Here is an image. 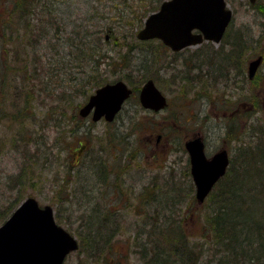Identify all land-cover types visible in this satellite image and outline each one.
<instances>
[{"label": "rangeland", "instance_id": "rangeland-1", "mask_svg": "<svg viewBox=\"0 0 264 264\" xmlns=\"http://www.w3.org/2000/svg\"><path fill=\"white\" fill-rule=\"evenodd\" d=\"M18 1L0 0V171L7 177V180L4 177L0 179V224L13 213L20 201L28 196H34L41 205H51L56 221L80 241L79 236L88 232L87 225L90 222V219H87L88 214H94L91 221L96 224L99 217H105L100 213L101 210L105 214L108 210L115 212L116 216L103 228L106 231V244L101 248L87 244L89 253L83 251L84 249L72 252L64 264H144L143 259L149 258L145 256L146 250L140 252V247L144 242L145 245L151 243V239L147 234L142 233L143 229L152 230V224L157 223L166 212L163 209L165 205L172 207V202L176 201L175 207L180 206L178 202L181 198L177 196L179 193L169 199L164 196L163 199L161 196L158 199L157 195L160 194L158 191H161L160 195H172V191H166L165 182L173 181L178 186H182V192L188 195L193 187L192 194L195 195L193 180H190L185 173L188 154L178 146L185 140L183 137L202 135L206 149L209 151H207L208 155L226 148L232 165L238 148L244 141H251L254 127L257 130L260 124L264 123V61L258 72L254 74V78L248 76L249 61L264 52V0H256L255 4L247 0H227L228 6L234 11L231 34L222 40L224 46L212 42L208 46L203 45V48L209 50L211 48L207 47L220 49L221 55H227L226 59H219L221 55L213 58L210 52L207 54L201 52L202 56L198 58V50L202 49L200 45L176 52L157 41L139 43L138 50H133L124 57L120 53L117 54V47L120 46L118 39H111L107 34L111 40L107 46L112 48L113 53L110 54V58L101 59V65L95 71L94 79L105 82L121 79L130 86L131 84L142 86L149 77H153L168 96L170 104L166 109L154 112L142 107L135 97H132L125 103L119 117L111 123L104 120L93 122L91 119H82L81 131L91 125L89 136L81 133L78 135L82 144L87 141L91 145L90 149H93L90 154L93 158L87 154L86 162H91L92 165L93 160H97L98 156L104 157L106 163L111 166L105 173H100L97 168H93V165L67 171L66 161L71 153L69 148L76 147L77 143L71 138V142L66 145L59 138L57 139L61 133L68 136L70 128L76 127L71 114H79L82 104L84 105L95 89L93 84H87L86 89L80 84V87L85 89L80 95H76V88L81 82L79 80L73 86L75 89L68 90L70 95L68 105L65 101H60L63 102V112L68 114V117L49 111L54 100L61 98V88H58L55 96L49 98L46 103L42 98L32 102L33 108L30 113L35 114L37 121L36 124L28 125V134L21 135L17 128L23 129V126L20 123L18 126L14 125L17 121L7 115L11 104L12 112L18 109V105H27L29 108V104L24 103L25 95L19 101L17 98L14 100L15 96H18L17 89L12 90L10 82L15 84L13 76L17 66H25L26 43L29 39L31 41V37L32 42L37 41L38 37L36 33L38 28L32 25L28 29L30 35L27 37L18 38L15 34L13 29L17 26V22L29 20L26 12L20 15L15 11ZM56 3L64 10L62 15L67 23L78 20L80 23L89 24L91 30L102 24L105 25L104 20L101 21L98 17L89 14L90 11L95 10L91 0L90 3L87 0H65V3L58 0ZM135 3L139 8L140 4L137 0ZM11 24L13 26L9 27ZM55 26L57 29L60 26L63 29L65 23L63 25L60 22L55 23ZM73 28L71 22L68 32ZM54 33L53 30L52 35ZM237 33L241 36H237ZM56 40H59L57 36ZM239 46H241L240 52L237 50ZM232 48L236 49V52L233 51L231 55L228 52H231ZM47 50L36 48L37 54ZM148 50L155 53L153 57L146 54ZM48 51L52 53L54 50ZM196 59L202 62L201 69L194 68L195 63L198 64ZM6 70L10 73L5 76ZM70 75L81 80L84 78L78 68H72ZM19 79L21 81L20 75ZM237 108L239 112L235 114ZM252 122L254 127L251 130ZM159 134L162 137L156 146L155 141ZM117 136L122 139L123 146L116 154L117 149L108 141L116 140ZM29 140H37L38 143L36 141L28 145L26 143ZM61 142L65 145V149L59 150L58 146ZM165 144L169 145L168 149L164 147ZM100 147L103 149L102 156L99 154ZM129 154L136 155L132 164L134 167H116L118 163L123 165L122 157L119 156L118 162L116 155L129 158L127 156ZM31 163L33 165H29ZM122 172L127 185H133L132 190L134 189L138 194L147 190V185L152 181L149 188L157 196L152 199L153 202L144 204L146 199L142 196L138 198V194L131 197L132 200L120 199L117 191L108 187L103 189L105 193L103 194L98 183L94 184L99 180L112 183L111 179H118L117 173ZM180 191L181 189L178 192ZM101 195L104 197L99 198L98 196ZM182 201H185L182 210L172 212V208L169 209L168 213L172 214L170 220L185 217L186 230L194 231L196 235L201 236L205 232L201 220L205 205L190 208L189 197ZM15 203L18 204L8 213V209ZM112 227L117 230L112 232L110 230ZM153 234L156 236L154 232ZM152 238L155 239L153 236ZM197 239L201 241L199 237ZM150 256H153L151 251Z\"/></svg>", "mask_w": 264, "mask_h": 264}, {"label": "trees", "instance_id": "trees-1", "mask_svg": "<svg viewBox=\"0 0 264 264\" xmlns=\"http://www.w3.org/2000/svg\"><path fill=\"white\" fill-rule=\"evenodd\" d=\"M56 1L58 0H19L15 5L16 12H19L20 15L26 12V16L29 18L27 22H17V26L13 29L16 32L15 34L18 35L17 37L21 38L30 35L28 29L31 25L38 28V31H36L38 35L37 41L32 42L33 39L31 37V41L29 39V42L26 43L25 66H17L13 76L15 84L10 82L11 89H17L18 96H15L14 100L17 98V101H19L25 95L24 103L27 102L29 104V108L27 105H18L16 112H12L11 104L7 111V115L17 121L14 125L18 126V123H20L23 126V129L17 128L21 135L28 134V125L36 124L35 114L30 113L33 108L32 102L42 98L46 103L49 98L55 96L56 90L61 88V98L54 100L49 111L50 113L57 112L62 117H68V114L63 112V102L60 101H65V104H67L70 99L68 90L71 91L74 88L73 86L77 80L81 82L76 88V95L84 93L87 84H93L96 89L107 82L94 79L95 71L101 65V59L110 58V54L113 53L112 48L107 46L111 41L110 38L106 39V37H109L107 34L111 36V39H118L120 46L117 47V54L120 53L124 57L132 53L133 50H138L139 43L153 41H140L136 35L143 26L146 17L157 10L164 0H150L149 2L137 0L140 4L139 8L136 7V0H91V5L95 7V10L90 11L89 14H92L93 17H98L101 21L104 20L105 23V25L102 24L94 30L90 29L89 24L80 23L78 20H71L67 23L62 15L64 10ZM61 1L65 3V0ZM87 2L90 3V0H87ZM17 6L19 8H16ZM59 22L62 25L65 23L63 29H61V26L59 29L55 26V23ZM71 22L74 28L68 32ZM13 24L9 25V27L13 26ZM231 27L225 33L224 39L231 34ZM53 30L55 33L52 35ZM56 36L57 39L59 38L58 41ZM237 36L241 35L237 33ZM222 42L220 45L224 46ZM40 44L44 45L41 46ZM203 47L201 46L200 48L202 49L198 50V58L202 56L201 52L206 54L210 52L213 58L221 55L220 49L207 47L211 48L209 50ZM36 48L54 51L49 53L47 50L37 54ZM162 50L165 49L162 48ZM235 50L232 48L231 52L228 53L232 55ZM237 50L240 52L241 46L237 47ZM146 54L153 57L152 55L155 53L148 50ZM221 56L219 59L227 58V55L222 54ZM163 60L164 58H162ZM196 61L198 64L195 63L194 68L200 67L201 69L202 62L197 59ZM212 63L214 62L212 61ZM72 68H78L80 75L83 74L84 78L81 80L77 77H71ZM165 69L167 70V67ZM8 73L10 72L6 70L4 75L6 76ZM19 75L21 76V81ZM181 79L183 80L184 78ZM80 84L85 89H82ZM131 85L134 89L133 96L138 102L137 93L141 86L140 84ZM43 93L45 94L42 95ZM238 112L239 108H237L235 114ZM254 112L252 113L255 114ZM250 115L252 116L251 112ZM71 118L75 121L76 127L70 128L68 136L61 133L57 137V139L62 137L61 141L66 144L71 142L70 137L74 135V131L81 127L83 121L77 113H72ZM250 124L252 130L254 123ZM252 132L254 138L252 137L251 141H244L238 148L236 158L232 161L227 173L218 181L205 202L201 204L206 207L201 217L205 232L201 236L196 235L194 231L186 230L185 217H181L178 220H170L172 214L168 213L170 208H172V212L182 210L186 201L183 202L182 199H188V197L190 199L188 205L190 208L200 205L196 196L192 194L194 191L193 187H191L192 192L188 195L182 192V186H178L177 183L173 181L165 182L166 191H172V195H160L161 191L159 190L158 199L160 196L161 199H163V196L169 199L179 193L177 196L181 198L178 202L180 206L179 208L175 207L176 201L172 202V207L165 205L163 209L166 212L162 214L163 217L157 223L152 224V230L146 229L145 231L143 229L142 233L144 232L151 239V243L145 245L146 243L144 242L140 247V252L146 250L145 256L149 258L145 259L143 257L144 264H202V262L203 264H264V123L260 124L257 130L254 127ZM36 141L29 140L26 144L30 145L32 142L36 143ZM29 165H33V163ZM92 165L100 173L107 172L102 171L103 167L99 169L100 163H93ZM188 166L185 173L191 180L190 167ZM100 181L104 180L96 181L94 184H99ZM150 182L152 183V181ZM149 184L146 188L151 187ZM155 189H157L156 186ZM180 189L181 191L178 192ZM67 194L69 195V192ZM155 195L153 193V198H151L148 193L145 198L143 193L142 197L146 199L143 203L150 204L153 202L152 199L157 197ZM17 204L15 203L11 206L8 209V213ZM107 211L105 214L101 210L100 213L105 217H99L101 221L98 220V224H94V221H91L94 214H88L87 219H90L87 225L88 232L79 236V250L84 249L83 251L89 253L90 249L87 244L95 248H101V246L103 247L106 244V231L103 228L116 216L115 212ZM110 230L113 232L117 229L112 227ZM153 232L156 236H154ZM152 236L155 238L154 240ZM197 237L201 241H198ZM150 251L153 252V256L149 257Z\"/></svg>", "mask_w": 264, "mask_h": 264}, {"label": "water", "instance_id": "water-1", "mask_svg": "<svg viewBox=\"0 0 264 264\" xmlns=\"http://www.w3.org/2000/svg\"><path fill=\"white\" fill-rule=\"evenodd\" d=\"M255 3L256 0H250ZM233 18L226 0H164L159 9L149 14L137 32L139 39L160 38L173 50L197 45L204 40L218 42ZM262 56L249 62V76L256 73ZM133 89L124 81L108 82L92 94L79 113L92 112L94 120L105 116L111 121L120 111ZM139 99L146 108L160 110L167 97L152 78L142 86ZM191 160V175L196 197L203 203L229 165L226 148L208 157L200 134L186 141ZM79 248L78 239L60 225L51 205H40L34 196L24 199L0 225V264H63Z\"/></svg>", "mask_w": 264, "mask_h": 264}, {"label": "flooded vegetation", "instance_id": "flooded-vegetation-1", "mask_svg": "<svg viewBox=\"0 0 264 264\" xmlns=\"http://www.w3.org/2000/svg\"><path fill=\"white\" fill-rule=\"evenodd\" d=\"M153 41H159V40H157V39H152ZM161 42V41H160ZM212 41H206V42H203L202 44H200V46H203L204 44H205V46L206 45H208V44H210ZM162 43V42H161ZM213 43V42H212ZM163 44V43H162ZM220 44V43H219ZM170 48V47H169ZM186 48H188V47H186ZM185 48V49H186ZM171 49V51H176V50H173L172 48H170ZM184 50V49H183ZM183 50H180V51H183ZM180 51H176V52H180ZM260 56H262V61H261V63L260 64H262L263 63V61H264V55L263 54H260ZM252 60V59H251ZM250 60V61H251ZM261 66V65H260ZM248 68H249V66H248ZM249 73V72H248ZM250 78V77H249ZM252 78H254V76L252 77ZM137 97H139V95L137 94ZM131 98V97H130ZM139 99V98H138ZM167 100H168V102L170 103V100H169V98H168V96H167ZM93 115H88L87 117H81L80 116V118L81 119H83V120H85V119H91V121H93L94 119H93V117H92ZM119 117V114H117L114 118H113V120L112 121H109V120H107L106 119V117L105 116H103L100 120H98V121H93V122H100V121H102V120H104L105 122H109V123H111V122H113V121H115L117 118ZM84 123V122H83ZM82 124V123H81ZM90 128H91V125H89V127L87 128H85L84 129V131H81L82 129H83V126L81 125V127H80V129L78 128L77 130H79L78 131V133L76 134V133H74V135L72 136V137H70V141H71V138H72V140H73V142H75V143H77L76 145V147H70L69 149H70V151H71V153H70V158L69 159H67V161H66V163H67V167H66V170L67 171H75L78 167H92L90 164H91V162H86V155L88 154L89 156H90V158H93V156L92 155H90L91 154V151L93 150L92 148L90 149V147H91V145H89L88 143H87V141H85V143L84 144H82V142H81V139H80V136H78V135H80V133L82 134V135H84V136H89V133H90ZM77 136V137H76ZM195 136V135H194ZM194 136H191L190 138H189V136H186L185 135V137H183V139H185L184 141H182L183 142V146H182V142H181V144H179L178 146H180V148L181 149H183L184 151H186V153L188 154V158H187V161H186V163H187V165H189L188 167H191V160H190V155H189V152H188V150H187V148H186V141L187 140H189V139H191V138H193ZM161 134H159L157 137H156V141H155V145L157 146L158 145V143H159V141L161 140ZM60 140H61V138H59ZM117 140V141H116ZM116 140H111V141H108L109 143H111V145H114L115 146V148L117 149V151H116V154L118 153V151H120L121 150V148H122V146H123V142H122V139H120L118 136L116 137ZM113 141H116L115 143H113ZM130 142V141H129ZM66 144V143H65ZM132 143H130V145H131ZM7 145V144H6ZM67 145V144H66ZM206 145V144H205ZM70 146V145H69ZM68 146V147H69ZM168 144H165V148L166 149H168ZM65 147V145L64 144H62V142H61V144L58 146V149L59 150H61V149H65L64 148ZM101 148V147H100ZM0 149H1V147H0ZM100 153L99 154H101V156H102V154H103V149L101 148L100 150ZM207 149H206V154H207ZM217 151H219V150H217ZM217 151H215V152H217ZM209 152V151H208ZM215 152H213L211 155H208L207 154V156L208 157H210V156H212ZM117 156V161L119 162V156L120 157H122V160H121V162L123 163V165H121V164H117V166L116 167H134V165H132L133 164V161L136 159V158H134V156H136V155H133V154H129V155H127L129 158H127V157H125V156H123V155H116ZM93 162H94V164L95 163H100V166H99V169H100V167H103L102 168V171H108V169H109V167H111L109 164H107L106 163V160H105V158L104 157H102V158H100V156H98V159L96 160V159H94L93 160ZM65 163V164H66ZM126 163H129V164H126ZM60 164H61V161H60ZM129 165H131V166H129ZM69 166V167H68ZM187 167V166H186ZM0 174H1V176H0V179L1 178H5L6 180H7V177L5 176V174L3 173V172H1L0 171ZM123 174H124V172H122V173H117V177H118V179H111V182L112 183H107L106 181H100V183L98 184V186H100V188H102V192L101 193H103V194H105L104 193V191H103V189L105 188V187H108V188H111L113 191H117V193H118V195H119V198L120 199H124V198H126V199H129V200H132L131 199V197H135L137 194H138V192L136 193V191L133 189L132 190V187H133V185H127V183H126V181H125V177L123 176ZM145 187V186H144ZM143 188V187H142ZM147 190H149V191H146V189L144 190V191H142V192H140L138 195H137V197L138 198H140L141 196H142V194L144 193V197L146 198L147 197V194L149 193V195H150V197L153 195V193L154 192H152V189L151 188H148ZM99 198H103L104 197V195H101V196H98Z\"/></svg>", "mask_w": 264, "mask_h": 264}]
</instances>
